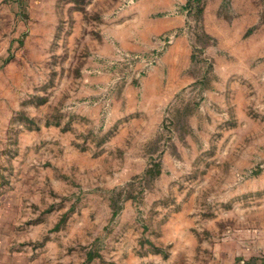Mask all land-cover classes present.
Here are the masks:
<instances>
[{
  "label": "rangeland",
  "instance_id": "obj_1",
  "mask_svg": "<svg viewBox=\"0 0 264 264\" xmlns=\"http://www.w3.org/2000/svg\"><path fill=\"white\" fill-rule=\"evenodd\" d=\"M251 1L235 58L204 28L208 0L143 53L120 40L168 0H0V264H264Z\"/></svg>",
  "mask_w": 264,
  "mask_h": 264
},
{
  "label": "crops",
  "instance_id": "obj_2",
  "mask_svg": "<svg viewBox=\"0 0 264 264\" xmlns=\"http://www.w3.org/2000/svg\"><path fill=\"white\" fill-rule=\"evenodd\" d=\"M188 0H168L167 10L172 13L177 12V9L184 5ZM204 12V28L205 30L220 38L222 48L232 54V57H238L237 43L241 36V33L236 29L230 19L238 20L240 9L237 5V0H231V5L224 6L223 0H208ZM140 16L137 17L136 22L139 23V27L132 30L128 36H124L121 42L123 50L129 52H146L156 45H158L156 39L160 35L167 33L175 29H181L186 26L187 17L184 14H172L169 16L153 17L152 14L159 11L162 7L159 4L148 5ZM257 9L252 5V1L248 0L245 9L247 11H253ZM259 10V9H258ZM249 21L251 17L249 16ZM189 39V36L184 34L178 37L175 43L169 48L167 53V59L173 57L175 54H180L184 51V46L181 45L183 41ZM258 49H256L255 58H260L261 54L264 55V39L262 42L257 41ZM262 47V50H261ZM167 59H165L167 61Z\"/></svg>",
  "mask_w": 264,
  "mask_h": 264
},
{
  "label": "built area",
  "instance_id": "obj_3",
  "mask_svg": "<svg viewBox=\"0 0 264 264\" xmlns=\"http://www.w3.org/2000/svg\"><path fill=\"white\" fill-rule=\"evenodd\" d=\"M186 11H188V10H186ZM187 30H189V26L184 27L183 32H186ZM178 32H181V31H175L169 35H166L164 42L171 43L173 41V39L178 35Z\"/></svg>",
  "mask_w": 264,
  "mask_h": 264
},
{
  "label": "trees",
  "instance_id": "obj_4",
  "mask_svg": "<svg viewBox=\"0 0 264 264\" xmlns=\"http://www.w3.org/2000/svg\"><path fill=\"white\" fill-rule=\"evenodd\" d=\"M197 0H189L188 4L186 5V8L193 10V4L196 2Z\"/></svg>",
  "mask_w": 264,
  "mask_h": 264
}]
</instances>
